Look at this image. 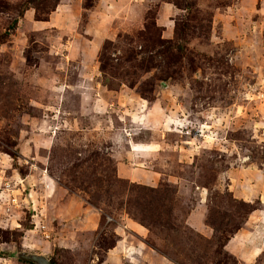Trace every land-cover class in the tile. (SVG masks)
<instances>
[{"label": "rangeland", "instance_id": "374dc122", "mask_svg": "<svg viewBox=\"0 0 264 264\" xmlns=\"http://www.w3.org/2000/svg\"><path fill=\"white\" fill-rule=\"evenodd\" d=\"M57 1L0 0V43L24 7L46 19ZM66 2L57 32L0 48L4 263L39 264L23 238L49 244L59 216L21 184L31 168L71 197L63 233L77 242L51 264H105L120 241L106 264H264L235 234L264 211V0Z\"/></svg>", "mask_w": 264, "mask_h": 264}, {"label": "crops", "instance_id": "0c3cea01", "mask_svg": "<svg viewBox=\"0 0 264 264\" xmlns=\"http://www.w3.org/2000/svg\"><path fill=\"white\" fill-rule=\"evenodd\" d=\"M10 13H11V11H0V19H2L3 17H5V19L9 18ZM69 14H70L69 5L66 2V0H58L57 3L55 4L53 11L50 12V14L47 16L46 19L36 18L35 17L36 16V10L34 7H32V6L24 7L22 9L21 13L17 16V22H16V27H15L14 31L10 33L9 39L7 40V42L0 43V48L4 44L6 45V43L8 44L7 46L10 49L14 48L18 43L22 42L23 38L25 37V35L27 33H35L36 32V33L40 34L42 32V30H45V29H49V31H56L57 32L59 30V25L62 24V21L65 22V19L69 16ZM127 22L129 24L132 23L131 19H127ZM83 33L89 35L91 37V41L95 45V41L97 40L96 39L97 34L92 29V27L90 25H87L84 27ZM102 34H103L102 36H104L107 33L104 32V30H103ZM17 53H18V50L15 51V55ZM135 106L137 109L140 108L142 106V102H138L137 105H135ZM44 141H46V140H44ZM138 146H140V147H138L137 150L143 152V154H146L145 153V152H147V150H145L146 148L144 150H142L141 148H144V147H141V145H138ZM18 152L20 154L24 155L19 149H18ZM33 153H35L34 150H32L31 154L33 155ZM25 155H27V154H25ZM40 157H43V156L40 155ZM41 163L44 164L45 162L42 160ZM122 172H124V171L122 170ZM20 179L22 180L21 184H23V186L25 185V183H26V185H29V187H27V190H30L31 196H33V198H32L33 201L34 200L38 201V198H36L38 189L35 191V188L40 187L42 192L45 193V197L50 199L51 207H53L54 205L57 206L56 209H57V212H59L58 213L59 216H57L58 218H53V220L56 221V223H54V225H53L54 230H51L53 232V234L51 233L53 236L50 239V241H47V242H49V244L41 243V244L35 245L33 242H30L29 239H26L24 237L23 242H22V246L28 250H35L36 249V252L33 255V257L36 256L35 258H37V257H44L45 258V256H48L51 253L54 246L70 247V248L74 247L75 243L77 242L76 239L72 237V234L70 236L67 235L65 237V235L63 233L64 226L66 225L65 220H68L69 217H71V214H68L69 213L68 200L71 199V197L68 194V192H66V189L62 185H60V183L57 182L55 179H52V178L48 179V178L44 177L43 175H41L39 172H36V174H35V171H33V169H31V168H29L24 174H22ZM256 211L257 210H254L251 213H249V215L245 219L242 227H240L236 231L237 233L235 232V234L237 236H240V238L237 240V242L245 243L244 242L245 239H248L249 242L247 244L250 245V249L251 248L260 249L259 251L262 252V251H264V248L262 247L263 241L258 242L257 240H251L253 233H256V231L260 230L264 226V211L263 210L258 211V212H256ZM253 213H255L254 219L251 218V215ZM199 216L202 220L197 223L196 228L198 231H201L202 229H205V227L207 225H206L205 220H204L205 214H201ZM73 223L76 226L75 232H77V230L85 229V228H83V223L80 222V218L78 216L75 217V219H73ZM90 227H89L90 229H94L95 225L90 226ZM136 227L137 228L133 227V229L140 230V226L137 225ZM231 236L224 243L223 246L225 249H229V251L230 250L231 251L237 250L236 252L239 255L238 256V258H239L241 250L237 246L234 248V250L232 248H227V246H225V245H227L226 243H229L230 241L233 240ZM260 237H262L264 239V232L263 231L261 232ZM118 239H123V238H121V236H119ZM122 245H123V241H120V243L118 242L114 248L110 249V252L108 253V255L106 257L107 260L105 259V261H104L105 264L108 261V259H113V257L110 258V256L112 255V253H114V251L117 248H119ZM134 245L138 246L139 244H134ZM243 246H245V245L244 244L240 245V247H243ZM1 247H3L2 243L0 244V249H2ZM142 251H144V248H142ZM27 252L30 253V251H27ZM121 256L123 258H125V255L123 253L122 254L119 253V258H121ZM6 260H7L6 257H3L0 255V264H5L4 262H6ZM250 261H252V260H250Z\"/></svg>", "mask_w": 264, "mask_h": 264}, {"label": "water", "instance_id": "95a60500", "mask_svg": "<svg viewBox=\"0 0 264 264\" xmlns=\"http://www.w3.org/2000/svg\"><path fill=\"white\" fill-rule=\"evenodd\" d=\"M36 260L39 262V264H51V263L49 262V260H47V259L44 258V257H41V258L37 257Z\"/></svg>", "mask_w": 264, "mask_h": 264}, {"label": "trees", "instance_id": "16d2710c", "mask_svg": "<svg viewBox=\"0 0 264 264\" xmlns=\"http://www.w3.org/2000/svg\"><path fill=\"white\" fill-rule=\"evenodd\" d=\"M16 22H17V19H14V20L12 21L11 25L9 26V28H8V30H7V36H9V34H10L8 31H10V29L15 28V26H16Z\"/></svg>", "mask_w": 264, "mask_h": 264}, {"label": "built area", "instance_id": "2783aa9c", "mask_svg": "<svg viewBox=\"0 0 264 264\" xmlns=\"http://www.w3.org/2000/svg\"><path fill=\"white\" fill-rule=\"evenodd\" d=\"M44 233H46L45 230H44ZM46 235H47V234H46Z\"/></svg>", "mask_w": 264, "mask_h": 264}]
</instances>
